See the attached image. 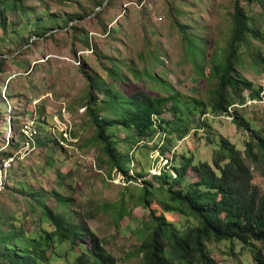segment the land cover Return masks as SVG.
I'll use <instances>...</instances> for the list:
<instances>
[{"label":"trees","instance_id":"16d2710c","mask_svg":"<svg viewBox=\"0 0 264 264\" xmlns=\"http://www.w3.org/2000/svg\"><path fill=\"white\" fill-rule=\"evenodd\" d=\"M241 1H235L232 34L220 52L213 51L209 55L207 38L194 32V27L176 21L180 23L194 64L204 74L209 68L208 100L177 91L164 75L144 72L134 65L133 59L125 61L116 55L106 54L103 58L99 55L106 75L95 70L86 72L81 66L89 82L86 116L95 129L91 145L101 151L99 159L110 174L116 169L133 181L136 176L130 174L131 162L135 154H142L136 151L145 147L152 150L160 147L163 154L174 151L170 168H162L152 181L142 180L138 184L140 194L132 193L134 198L128 204L121 201L118 207L121 217L131 204L150 209L149 216L141 221L143 241L138 252L143 254L144 264H219L211 253L213 241L225 242L234 254L250 248L254 260L264 264V193L253 184L252 168L246 162L249 158L260 164L264 173V118L260 121L262 125L257 124L235 108L237 104L247 103L248 98L264 99V87L255 85L239 69L245 65V54L264 65L260 49L254 43V39L264 41V0H246L248 5L260 7L257 15L249 13ZM95 4L98 10L92 12L100 14L107 4H113V0H95ZM23 5L25 0H0V30L3 33L0 55L8 42L19 41L22 47L31 44L34 36L52 35L61 27H72L83 36L85 45H92L89 32L71 24L87 14L54 13L46 7L40 16L33 17ZM174 12V17L176 12L186 15L185 10L175 9ZM104 30L111 34L117 28L109 29L105 25ZM149 55L157 64L164 63L159 50L151 49ZM5 59L0 57V71H4ZM144 73L157 81L166 94L125 88L132 83V77L140 79ZM167 111L174 117L167 119L164 116ZM224 114L231 115L236 125L250 132L244 150L224 136L220 139L209 136V144L216 146L211 147V161L198 159L195 152L178 154L174 150L177 139L185 137L191 125L195 131L201 127L206 129L210 117ZM45 123L38 121L31 139L45 148L44 167L55 168V152L60 144L43 134ZM158 135L166 137V144L150 145L149 141ZM20 146V142L11 140L0 152V163L4 167L9 161V166L16 170L11 180L13 189L32 207L29 211L32 216L40 213L39 224L30 228L26 216L17 217L0 202V264H119L99 235L80 221L77 210L73 209L75 198L59 190L48 192L36 187L30 182L34 177L27 179L30 171L17 153ZM149 155L150 151L146 152L147 158ZM19 161V166H15ZM20 171L24 172V179L18 178ZM59 176H62L61 171ZM51 197L55 199L53 205L48 204ZM165 213H175L179 217L170 218Z\"/></svg>","mask_w":264,"mask_h":264},{"label":"rangeland","instance_id":"374dc122","mask_svg":"<svg viewBox=\"0 0 264 264\" xmlns=\"http://www.w3.org/2000/svg\"><path fill=\"white\" fill-rule=\"evenodd\" d=\"M235 1L143 0L139 3L138 0H113V4H107L100 14H96L94 12L98 8L95 0H25L24 9L33 17L40 16L46 7L54 13L87 14L71 24L88 31L92 45H85L83 36L72 27H61L54 30L52 35L34 36L31 44L20 47L19 41L8 42L3 48L0 57L6 59L4 71H0V152L11 140L20 142L17 153L29 168L30 176L27 179L34 177L30 182L36 187H43L48 192L59 190L75 198L73 209L77 210L80 221L83 220L99 235L119 264H144L143 254L138 252L143 241L141 221L150 214L148 207L131 204L121 217L119 204L124 200L128 204L134 198L132 193L140 194L138 184L142 180L152 181L162 168L169 169L174 151L163 154L160 147L155 150L145 147L136 151L142 154H135L130 174H134L137 181L135 178L129 181L116 169L110 174L99 159L101 151L90 141L95 129L86 116L85 103L89 89L86 72L95 70L106 75L99 55L102 58L106 54L116 55L125 61L133 59L134 65L144 72L164 75L177 91L208 100L211 86L209 68L204 74L194 64L180 31V23L176 21L194 27V32H200L207 38L209 55L213 51L220 52L232 34ZM241 2L251 14L257 15L261 11L258 6L248 5L246 0ZM175 9L185 10L186 15L176 12L174 17ZM105 25L109 29L117 28V31L107 34ZM262 28L264 34V24ZM2 34L0 30V36ZM254 43L264 58V41L254 39ZM151 49L161 52L163 64H157L155 58L149 55ZM243 58L245 65L239 67L240 72L255 85L264 87V65L250 54H245ZM81 66L86 72L81 71ZM132 79V83L125 88H143L152 94H166L158 82L146 73L140 79ZM247 101V105L251 106L236 105L235 108L238 107L239 113L249 120L262 125L264 99L248 98ZM164 116L167 119L174 117L170 111ZM39 120L46 122L43 134H48L60 144L55 152V168L44 167L45 148L31 139ZM209 120L206 129L201 127L195 131L191 125L190 132L177 139L174 150L178 154L195 152L198 159L201 157L211 161L212 148L216 146L209 144V136L218 139L224 136L240 149H245L250 132L236 125L231 115L212 116ZM120 134L125 135L124 132ZM166 142L164 135H158L149 144L162 146ZM148 151L149 158L146 157ZM246 162L252 168L253 184L264 193L262 167L249 158ZM19 164L20 161L15 166ZM10 168L9 161L4 167L0 163V202L17 217L26 216L28 226L35 228L39 224L40 213L32 216L29 213L32 207L13 189L11 180L16 170ZM60 171L62 176H59ZM190 173L193 174V171L190 170ZM18 178H25L23 171H20ZM48 204H55L54 197L48 199ZM165 214L170 218L179 217L175 213ZM210 247L219 264H259L254 260L250 248L234 254L225 242L213 241Z\"/></svg>","mask_w":264,"mask_h":264},{"label":"built area","instance_id":"2783aa9c","mask_svg":"<svg viewBox=\"0 0 264 264\" xmlns=\"http://www.w3.org/2000/svg\"><path fill=\"white\" fill-rule=\"evenodd\" d=\"M248 102V101H247ZM250 105V104H249ZM239 107H244L247 106V103L243 104V105H238ZM232 111V110H231Z\"/></svg>","mask_w":264,"mask_h":264},{"label":"clouds","instance_id":"9594fccd","mask_svg":"<svg viewBox=\"0 0 264 264\" xmlns=\"http://www.w3.org/2000/svg\"><path fill=\"white\" fill-rule=\"evenodd\" d=\"M237 105H239V104H237Z\"/></svg>","mask_w":264,"mask_h":264},{"label":"water","instance_id":"95a60500","mask_svg":"<svg viewBox=\"0 0 264 264\" xmlns=\"http://www.w3.org/2000/svg\"><path fill=\"white\" fill-rule=\"evenodd\" d=\"M98 10V9H97Z\"/></svg>","mask_w":264,"mask_h":264}]
</instances>
